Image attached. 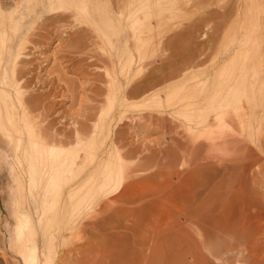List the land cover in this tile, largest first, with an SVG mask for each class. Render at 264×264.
I'll list each match as a JSON object with an SVG mask.
<instances>
[{
  "label": "bare ground",
  "instance_id": "bare-ground-1",
  "mask_svg": "<svg viewBox=\"0 0 264 264\" xmlns=\"http://www.w3.org/2000/svg\"><path fill=\"white\" fill-rule=\"evenodd\" d=\"M103 1L16 0L13 2L12 0L13 5L10 9H5L0 2V157H2L5 162L6 158H9V155L7 154H10L12 157V163L9 168V173L11 174L10 183L12 186L10 195V212L12 215L16 216V225L13 229V234H11L9 245L21 256L23 264H51L54 256L56 257V240L61 235V232H64L65 230L73 231L79 228L82 229L84 226L82 223L85 220H89L91 217L96 219L97 216L94 217L95 213H93V211L91 215L88 212L90 215L89 219L88 214L85 213L87 217L83 222H79V218L84 214L85 210L87 211L86 208L89 205L91 206V204H94L90 202L92 199L96 200L95 198L98 199L100 196H106L111 191L114 193V191H118L119 189L121 190L125 177H128L129 173L132 175V172H135L137 167H139V171H143V169H146L147 167L151 168L149 164L151 162L148 158L143 159L141 158L142 156H133L134 152L130 150L131 148H125V146H127L130 142L129 141L126 144L127 137L135 135L140 138L142 136V130L145 131L144 129H146V125H157L160 130L165 129L167 133H170L173 136L171 141L172 147L169 153L170 155L167 154L169 157L166 155L168 158H166V160L164 158L166 156L163 158L166 161L165 163H167L170 158L168 161L169 165L167 164L170 167V169L167 170V176H170L172 173L174 177V183L170 180V182L175 185L173 199L176 200V202L179 201V203L183 206L184 204H187V201L183 196L190 192H193V194H191L193 197L195 195H198L197 197H199L200 194L204 195L203 193L206 194L207 192L211 193L208 195L207 200H205L206 205L208 204L207 201L210 203H220L218 204L220 207L223 204L229 205V202L227 201L232 200L230 194L233 189L237 187L243 188V186L239 185L241 183L244 185V182H247L245 179H248V175H251L250 177L253 179H260L259 174L264 172V0H105V4L102 3ZM25 4L28 6L25 7ZM37 5L45 6V8H43L44 11L42 10V13L40 14L43 16V12H46L47 14H45L47 15V19L48 15L49 17H52V15H55L56 17L59 16L57 18L58 22V19L61 20L59 14L63 16L65 15L64 12H66L67 14L69 13V15H66L67 17L74 16L75 21L78 22H74V24H79L78 29L83 30V28H79L80 24L83 26H85L84 24H87V26L89 25L87 30L85 26V30L80 31L77 29V26H75L76 24L71 25V23H73L72 21L69 24L72 27L74 26V28L76 27V31L74 32L75 34L70 33L71 36L68 35V38L66 39L69 40L70 36L72 41L75 36H79V33L86 31L89 34L88 31L93 29L95 33L93 30L91 32L97 34L99 38L95 35V40H92V38H94V34L91 32V36H89L93 42L95 41V43L98 40L97 44L99 41L101 43V39H103V42L107 46L105 49L106 52H103L104 54H126V56H119L117 59L115 56V60L111 58V68L113 72H108V76L110 78L109 79L107 77L109 79L108 83V79L106 80L105 78L106 85H104L106 88L101 91V93L103 92L102 95L104 94L103 98H101V100L103 99L101 103H97L96 105L91 103L94 104V106L90 105V108L88 109L82 108V110H78L79 113L76 112L75 114L78 113L77 115L80 116V118L77 117L79 119H76V116H74L73 118H75V121H71L72 123H70V127H63L64 129L62 128V130L55 128L52 124L46 125L49 123L47 121V123H44L43 121V124L38 122V120H41L40 118H43L39 115H43V112L39 114L35 113V109L38 110L43 108L44 110L46 109V105H44V103H47L41 98V92L36 93L37 88L40 87V85L37 87L36 85L38 83L33 85L30 83L37 80L34 81L33 78H30L33 80L31 81L29 77L27 78V76L22 77L24 75H28L29 72L32 71V66L29 64L30 58L27 54L23 53L27 51L24 49L26 46V40H24L25 46L23 45V42L20 43L18 41L19 43H15L18 38L15 37L20 35L17 34L20 30L19 28L23 27L21 29L22 31H25L26 29V32H24V35L27 34L26 36L30 33L27 30L30 29V27L32 28V26H34L32 29L37 28L38 30L39 27L35 26L38 25L39 21L37 22L34 20L36 18L34 14L39 17V12L37 13V10L39 9H32L31 14V9L29 11H27L28 9L25 11L23 9L28 7L36 8L38 7ZM213 7H215V12L214 9H212ZM191 8H193V11H197V9L199 11L200 8H204L207 12H205L207 14L205 17L204 15L206 14L203 13V9L200 10V13L203 11V14H201L204 18L201 17V19L204 20V23H202V25L197 24L198 26H202V30L200 29L201 31L198 35H192L193 26H195L194 24L198 23V21H191L188 26H190L191 23H194L192 25L193 28L190 27L192 33L189 31L190 28L187 30L186 27H183L184 25L181 27L180 23L179 28L181 27L182 29L174 26L177 30H181V32H183L182 34L186 32L185 30H187V32L189 31L188 34H185V37L183 36L184 38L181 36L183 40L180 38V35H175L176 29L174 27L173 28L175 30H171L174 32V35H172L171 31V33H169V31L165 29V33L167 31L171 36L167 34L164 35V33H162L158 38L160 39L166 36V39L163 38L164 42L166 40L171 42L173 39L174 41L181 39V43L182 41L184 43L185 38L188 43L196 42L198 40L205 48V54H203L204 51H202L204 58L201 57V61H204V63L201 61L199 62L200 66V63H203L201 68L199 66L201 70L199 69L196 71L195 69V64H198V62L193 63V65H191L192 62H190L191 66L188 63H185L188 65V68L186 67V69L189 70L185 71L183 74L178 73L175 69V71L173 70V73L172 69H169V72L172 71L170 74L167 72L166 68H164L166 73L170 74V76L168 75L166 77V73H163L162 77L160 75L162 74L160 73V70L162 69L161 65L159 68L160 70L158 71L160 74L156 72L160 75V77H156L151 72L152 75L147 76L148 79H153H150L151 81H148V79L143 81L149 82L146 83L147 87H152V84L157 85L159 80L165 81V84L163 83L165 87H161L163 91L161 93V90L157 91L158 93H151L152 95H148V97L145 96L146 94L143 96L141 94L140 96L139 91L142 87H144L143 85L145 83L143 81L141 82L144 84L140 83L141 74L138 73L139 70H141V66H139L138 63L141 59L136 56V53L139 51L141 52V42H144L145 44H152L150 43L152 41L149 42L150 36L146 31L144 32L143 28H149L151 25L153 27L154 22L152 19H154L157 23L159 18H156L160 14L155 13L157 17L152 18L154 15L153 12L155 11L165 10L166 12V10H173V12L176 13L174 11L175 9H178V12H180ZM33 11H35V13ZM25 12H29L28 14L31 15V17L29 15L30 19L32 18V15H34L35 18L32 19L36 21L35 25L33 24L34 21L32 23V20L28 19L31 22L29 23L30 26L28 28V25L24 27V25L27 24V22L25 23ZM62 12L64 14H62ZM170 12L166 13L169 15ZM210 12H212L211 14H213V17L217 14V18H214L218 19V21H214V23L212 21V23L215 24L214 27H212L211 23L213 17L210 20L211 14L208 15ZM166 13H162L161 15L165 16ZM177 13L176 15L180 14ZM183 13L184 12H182V14ZM200 13L199 15H201ZM28 14L26 15L28 16ZM172 15L170 17H172ZM173 17L175 16L173 15ZM44 18L45 17H43V19ZM46 18L45 21L47 20ZM53 18L55 17L53 16L52 19L49 20L52 21ZM74 19L72 18L70 21ZM42 20L40 19V22ZM166 20L167 19H165V21ZM179 20L180 18L175 21L181 22ZM203 20L200 22H203ZM22 21H24V23H22ZM68 21L69 20L67 19V22ZM173 21H168L170 26ZM57 22L56 25L59 26ZM43 23L47 24L45 22ZM182 23L183 22H181V24ZM155 24L154 26L158 25ZM160 24L163 23L160 22ZM20 25L22 27H20ZM43 25L40 26V29H45V27L42 28ZM90 26L92 27L91 30ZM163 26L164 25L160 26V28H163ZM153 28L157 29V31L160 29H158V26L157 28ZM153 28L152 31H155ZM63 29L61 28L58 30L60 32V30ZM74 30L75 29H73V31ZM64 31L66 32V30ZM147 31L149 30L147 29ZM152 31V35L155 34V38H152L154 40L156 39L157 34ZM45 33L40 34V39L48 37L46 30ZM85 33H81L83 35L80 34L77 40V44H80L78 46L85 47L83 49L90 46L89 43H86L87 45H83L85 42L80 40L81 36L86 37L88 35L86 33L87 35L84 36ZM31 34L28 36L29 38ZM53 35L56 36L55 34ZM64 35L67 36V33ZM72 35L74 37H72ZM26 36L24 37L26 38ZM60 36L63 38V34H60ZM89 36L86 38L89 39ZM86 38H84L85 41L87 40ZM163 39H161L160 43H162ZM65 40L60 41V48L63 46L62 43ZM74 40L75 43L76 39ZM91 40L89 39L88 42H91ZM117 40L122 44L121 47H116L117 45L119 46V43L116 42ZM157 41L158 40L155 42L158 43ZM169 42L166 41L167 45H174L171 44L172 42ZM179 42L180 41H177V43ZM81 43H83V46ZM144 43L143 46L145 45ZM66 44L68 45L69 42ZM75 44L72 43L71 45L74 46ZM77 44L75 46H77ZM78 46V49L76 47H72L74 50L76 49V52L73 54L79 53L83 50H80L81 47ZM213 46L214 50L212 48ZM35 48L37 49V47H34V49ZM21 49L25 51L22 52ZM68 49H70V47ZM98 53L100 54V51H98ZM38 56L39 58H36L38 59V66L35 67L36 69H39L37 71L41 73L40 68L44 67V61L46 60L43 56ZM64 56L68 57L69 55ZM105 56L107 57V55ZM105 56L102 57L104 59L99 58L100 56L97 58L103 62L105 60ZM71 57L70 59H72ZM70 59H65L67 61L66 63L69 64L68 60ZM80 59H83V57ZM77 60V63H79V61L81 62V60ZM98 60L96 62H98ZM73 61L74 63H71L76 65L75 59ZM91 62L93 64V61ZM107 62H109V59L105 63ZM169 63L170 62L167 64L169 65ZM92 64H90V66ZM176 64L174 63L173 65L171 62V65L173 66ZM171 65L170 68H173ZM183 66L181 65L180 67L183 68ZM53 67L54 69L51 68L52 70L51 73L49 71V75L53 73V70L56 72L59 69H55V66ZM180 67H177V70H181ZM70 69L69 71H71ZM76 69H78L77 66ZM59 70L61 71V69ZM79 70L80 69H78V71ZM33 71L35 72L36 70L34 69ZM108 71H110V69ZM62 72L63 70L61 73H57L60 78V74L62 75ZM141 73H143V71ZM92 74L98 75L97 72ZM100 76L101 75H99V77ZM102 76L101 77L104 78L107 75L105 74V76ZM37 77L42 79L39 74ZM96 77L93 79H96ZM177 77L182 78V80L174 82L173 79ZM60 78L59 80H61ZM137 78H140L139 82H137ZM100 80L101 82H104L102 81L104 79ZM42 82L41 85L43 84ZM96 83L94 82V84ZM96 85L97 88H99V86H103L99 84ZM55 88L54 90H56ZM64 88V92L67 94L66 96L68 99H74L75 92H73L68 82H65ZM158 88L160 89V87ZM51 89L54 91L52 87ZM98 90L100 91V89ZM134 92H137V94L139 93L138 96H130L133 95ZM141 92L143 91L141 90ZM97 95L100 96L101 94L99 93ZM98 96L95 94V98H98ZM139 98L141 99V102H138L140 100ZM72 99L71 102L73 101ZM93 99H91V101ZM96 100L100 101V99ZM81 103L82 101L78 105ZM140 103H142L144 107L149 110L153 106L160 108V110L155 111L156 115L152 114V110H150V113L147 109L149 111L148 114L144 113L145 115H138L137 117L134 115L133 117L129 116L130 124L127 122L129 126L127 125L128 127H125L123 123L126 122L123 121V115L125 113L124 110H127L126 108L128 106L136 107L137 104V106H139ZM82 106L85 107V105ZM135 107L134 109L131 108L129 110L135 111L137 108ZM139 109H137V111L140 112ZM38 115L40 117L39 119ZM124 116H126V114ZM141 120H143L142 122L144 124H140ZM123 126L127 129H123ZM126 134L127 136H125ZM124 138L126 141H124ZM130 153H132L133 157ZM149 171H146V174ZM138 174H134L136 175L134 177L137 181V178L142 176L141 174L143 173L140 175ZM129 177L128 180L133 178V176L130 179ZM142 177H140L139 181L141 179V181H146V179H143L145 177ZM217 179L221 181L222 190L217 188L219 190V194H217L218 197L214 198L215 195H212L216 192V183H220L219 181L216 183L214 182ZM253 179H251V181ZM255 181L257 182V180ZM130 182L131 181H129V183ZM213 182L215 183V190H213L214 188L210 189V185ZM129 183L128 185H130ZM128 185L124 186V189H127V187L129 188ZM178 191L182 195H178ZM62 195V199L59 200ZM114 196H116L115 193ZM116 197L113 198L117 200ZM193 197H191L192 201L195 199H193ZM106 198H101L98 202H105L104 204L102 203V205H106L109 201L106 200ZM102 199L103 201H101ZM27 200L32 201L35 207L33 210L27 208ZM115 200H113V203H115ZM204 202L202 199V203ZM202 203L199 204L204 207ZM61 204L64 206L66 204L69 209H67V207L64 208L63 206L62 209L64 210L60 209L59 207H61ZM110 204L113 205L112 202H110ZM110 204L109 206H111ZM178 206L179 205H177V208ZM184 207L187 208L189 205ZM198 208L201 207H197V210ZM59 212H61L60 215L62 216L63 213L64 215H68L57 217L56 214H59ZM52 213L55 215L53 216ZM186 214L189 215V213ZM185 226L186 225H184V227ZM200 228L202 227L194 224L193 231L196 234L203 232Z\"/></svg>",
  "mask_w": 264,
  "mask_h": 264
},
{
  "label": "rangeland",
  "instance_id": "rangeland-1",
  "mask_svg": "<svg viewBox=\"0 0 264 264\" xmlns=\"http://www.w3.org/2000/svg\"><path fill=\"white\" fill-rule=\"evenodd\" d=\"M15 1L16 0H13V2H15ZM0 2L5 9H10L13 5L12 0H0ZM24 3H26V2H24ZM102 3L105 4V0ZM25 5H26L25 7L28 6L27 4H25ZM30 5L33 6L32 4H30ZM37 6L38 7H36V8L28 7V8H23V9H24V11L27 9H28L27 11H29L31 9L30 10V14H31L32 9L38 8L39 10H37V13L39 12L38 15L41 16L40 13H42L41 12L42 10L44 11L43 8H45V6H43V5H41V6L37 5ZM39 7H42V8H39ZM214 8L215 7H213L212 9H214ZM202 9L204 12L201 11V13L202 12L205 13L206 12L205 9L204 8H202ZM202 9L200 8L199 11H198V9H197V11L196 10L193 11V8H191V9L180 11V12H178L179 11L178 9H175L174 11L176 13L177 12L180 13V14L177 13L178 15H176V13H174L173 10H169V11L166 10L167 13L170 11L173 12V13L170 12L169 15L165 12V10L153 12L154 15L152 14L153 15L152 18L157 17V15L155 13L160 14V15L162 13L163 14L166 13V15H168V16H166V15L160 16L159 15L156 18V19L159 18V20H158L159 22L157 21V23L154 19H152L154 22L153 27L157 28V26H158V29H159L160 26L164 25L165 26V28L163 26L164 31H163V28L161 27L162 29L160 28L158 30L159 31V33H158L157 29L153 28L152 25L150 26L151 28L150 27L149 28H143L144 32L146 31L147 34L150 36L149 42L152 41V42H150L152 44L146 43L147 44L146 45L144 42H141V47H140L141 52L139 51L138 53H136L137 54L136 56L140 57V59H141V61L138 63L139 66H141L140 67L141 70H139V73H138V74H141L140 75V78H141L140 83L141 84L145 81V79H148L147 75L150 76L152 74H157L156 72H158L160 70L159 68L161 65H162L161 66L162 69L168 67L167 59L169 57V52H170V49L168 48V45L166 43V41L168 42V40H166L164 42L163 38L166 39V36L159 39L158 38L159 35L161 36V34L164 33V35L167 34V35L171 36L170 34H168L167 31H169V33L172 32L171 30L174 31L176 29V27H174V26H177V28H179V23H180L181 27H182V25H184L183 27L184 28L186 27L187 30H189V28L192 27V25L194 24V23L193 24L191 23V25L188 26V24L191 21L192 22L198 21V23L194 24L195 25V26H193L194 28L192 27L193 31L191 30V28L189 30L190 32L192 31L193 33H195V34H193L191 32L192 35H194V36L196 34L198 35V33H200V31L202 30V26H198L197 24L202 25V23H204V20L201 19V17L204 18V16L205 17L207 16V14H206L207 12L205 13L206 15L202 16L203 13L202 14L200 13V10H202ZM188 11H190V12H188ZM33 12L35 13V11H33ZM68 12H70V11H68ZM182 12H184V13L182 14ZM212 12H213V10H212ZM212 12H210L208 15H210ZM214 12H215V9H214ZM25 13L28 14L29 12L28 13L25 12ZM45 13L43 12V14H42L43 16H41V17L40 16L38 17L36 14H34L36 16V18L37 17L39 18V19L37 18L38 20L34 17V15H32V18L33 19L35 18L34 20H36L37 22L39 21L38 25L35 26V27H39V28H38V30H37V28H34L35 29L34 30V29H32L34 26L31 25L32 28L30 27V29H27L30 32L29 35L32 33L30 38L28 37L29 35L26 36L27 35L26 33H25L26 35H24V32H26V29H25V31L24 30L22 31L21 29L23 27L20 25V27H22V28H19V29L22 32L19 30V32L17 34H20L22 36L24 35V36H26V38L24 36L22 37V36L16 34L17 36L15 38H17V37L18 38L16 39L17 41L15 40L16 42L15 41L14 42L16 44L19 42L20 43L23 42L24 46L26 44L24 49L27 50L28 52L25 50H22V49H21V51L22 52L25 51L23 53L28 55V57L30 58L29 64H30V66H32V71H31L32 73L31 72H29V74L26 73L28 75H24L22 77L27 76V78L29 77V79L33 78L34 81L35 80L40 81V82L35 81V82H30V83H32V85L35 83L36 84L38 83L36 85L37 87H38V85H40V87H38V88L35 87V88H37L36 93L41 92L42 93L41 98L44 100V102H46L48 104L47 105L44 103V105H46L45 106L46 109H44V110H43V108L38 109V110L35 109V113L39 114V113L43 112L42 113L43 115L39 114L40 117L42 116L43 118H40L38 115V119L40 118L42 120V121L41 120L39 121L37 119L38 122H41V124H43V121H44V123L47 121L49 123L46 122L47 123L46 125L52 124L55 128L62 130L63 127H66V126L70 127V123H72L73 120L75 121V118L76 119L80 118V116L77 115L79 113L78 110H82V108L88 109V108H90L89 107L90 105L94 106V104L96 105L97 103H101V101L103 100V99L101 100V98H103V96H104V94L102 95L103 92L101 93V91L105 90L104 88H106L105 82L109 78L108 72H111V73L113 72V70L111 68L112 67V59L115 60L114 59L115 56L117 59L119 56L120 57H123L124 55L126 56V54H121V55H119V54H116V55L115 54L114 55L109 54L108 55V53L104 54L103 52L105 51L107 46L103 42V39H101V43L99 41L98 44H97L98 40L96 41V43H95V41L94 42L92 41L93 39L95 40V37H94L95 35L97 36V38H99V36L97 34H94L95 31L93 29L92 30L94 31V33L91 32L92 31L91 26H90L91 31H88L89 34L85 31L88 35L85 32H81V33H85L84 36L87 35L86 36L87 38L89 35L91 36L90 32L94 34L93 35L94 38H92V40H91V37L89 36V39L91 40V42H88L89 39H87L86 37L81 36L80 40L85 42V43L83 42L84 44L81 43V45L82 44L87 45L86 43L90 44V46H88V47L86 46L87 47L86 49H83V48H85L83 45H82L83 47H81V46H78L80 44H77L78 43L77 40H78L81 33H79V36L76 34L77 36H75V37L72 35V37H74V39H76L75 43L77 44V46L81 47L80 50L83 49V50H81V52L73 54L74 52H76V49L74 50L73 48H75V47L77 48V46H75L76 44L74 43L75 40L73 39L72 40L73 42H72L71 41L72 38L70 37L71 34L72 33L75 34L74 32L76 31V27L74 28V26L73 27L71 26V25L76 24V23L74 24V22H77V21H75L74 16L73 17L68 16L70 19H72V18L74 19V20L70 21V19L66 16V15H69V13L67 14L66 12H64L65 15H63V16L64 17L66 16V17L64 18L61 14H59L62 21L60 19H58V22H57V18L59 16L56 17L55 15H52V17L53 16L55 17V18H53V20L54 19L56 20V21L54 20L55 22L52 20L53 21L52 22L51 20H49V19H52V17H49V15H48V19H47L46 18L47 13L46 14ZM64 13L62 12V14H64ZM199 13L201 15H199ZM26 14H25L26 19L24 17V19L26 21L25 20L24 21H25V23L27 22V24H25V25L23 24V25H24V27H26V25H28L27 26V28H28L30 26L29 23H31L29 20H32V23L34 20L32 18L30 19V17H31L30 14H28V16ZM172 14L175 17H173ZM214 14H216V13H214ZM29 15H30V17H29ZM171 15L174 19L176 18L178 20L180 18L179 21L183 22L184 24L183 23L181 24V22L175 21L176 19L174 20L172 17H170ZM212 15L213 14L210 15L211 16L210 20L213 17ZM61 16L63 17V19ZM216 16H217V14H216ZM216 16H214V17H216ZM43 17H45L47 19L46 20L47 22L45 21V18L43 19ZM160 17H162V18H160ZM163 17L167 20L165 21V19ZM184 17L187 19H185ZM214 17L211 20V23H212V21H213V23H214V21H218V19H216L217 17L216 18H214ZM40 19L44 20V21L43 20L41 21L42 23L45 22L47 24L43 23L45 25L44 26L40 22ZM67 19L70 22L69 21L67 22ZM160 19H162V20H160ZM59 20H60V22H59ZM65 20H66V22H65ZM170 20L171 21L174 20L173 21L174 23L170 22L171 26L168 22ZM188 20H189V22H188ZM201 20H203V22H200ZM24 21H22V23H24ZM36 21H34V23H33L34 25L36 24ZM72 21H73V23H71ZM56 22L62 29L64 28L63 30H60V32L58 29H61V28L56 25ZM160 22L163 24H160ZM69 23H71V25ZM155 23L158 25H156ZM213 23H212V27H214V25H215ZM60 24H62V25H60ZM154 24L156 26H154ZM41 25H43L42 28L45 27V29H40ZM67 25H69V26H67ZM84 25L86 27L81 25V24L79 27L81 29L83 28V30L78 29L79 24H76L75 26H77L78 30L84 31L85 30L84 27L86 28V30L89 28V25L88 26H87V24H84ZM196 25L198 26L197 29H196V27H197ZM66 27H67V29H66ZM166 27L169 28L170 30L167 29ZM56 28H58V29H56ZM152 28L155 29V31L154 30L153 31L157 34V37L154 40L152 38H155V34H153L154 35V37H153V35L151 33ZM73 29H75V30L73 31ZM147 29L150 32L147 31ZM165 29L167 30L166 33H165ZM194 29H196V30H194ZM30 30H32V31H30ZM45 30L48 33L47 34L48 37L46 36L47 38L43 37L46 35ZM64 30H66V32ZM68 31H69V33H68ZM176 31H178V30L176 29L175 32ZM189 31H188V33H189ZM41 33H45V35H43L42 37H43V39H46L47 41L43 40L42 38L41 39L43 41L40 39ZM66 33H67V36L64 35ZM53 34H55L56 36H54ZM60 34L61 35L63 34V38H62V36H60ZM172 34H174V32H172ZM68 35H70L69 40L66 39V38H68ZM81 35H83V34H81ZM151 35H152V37H151ZM27 37H28V40H27ZM84 38L87 39L86 40L87 42L84 40ZM58 39H59V41H58ZM62 39L63 40L66 39L62 43V45L65 47H63L61 45L62 47L60 48V44H61L60 41H63ZM161 39H163L162 43H160ZM24 40H26L25 44H24ZM39 40H40V43H39ZM156 40H158L157 41L158 43L155 42ZM29 41H31V42H29ZM66 41L69 42L70 45L69 44L67 45ZM27 42L29 45L27 44ZM116 42H118V40ZM72 43L75 44L74 45L75 47L71 45ZM118 43H119V46L117 45ZM118 43L116 44L117 45L116 47H121L122 44L120 42H118ZM143 43L145 44L144 46H143ZM189 44L191 45V52L193 55H192V60L189 62H186V63H188L190 65V62H192L191 65H193V63L198 62V64H195L196 65L195 69L197 71L203 66L204 61H201L202 60L201 57H203L202 51H204L205 48H204L202 43L201 44L199 43L198 40L196 42H189ZM34 47H37V49L36 48L34 49ZM69 47H70V49H68ZM62 48H63V50H62ZM64 48H65V50H64ZM212 48L214 50V46ZM98 51H100V54L98 53ZM101 51H102V54H104V55L101 54ZM203 54H205V51L203 52ZM38 55L43 56V58L46 60V61H44V65H43L44 67H41L42 69L40 68L41 73H39L37 71L39 69H36V67H35V66H38V59H36V58H39ZM64 55H67V56L69 55V56L66 57ZM105 55H107V57ZM71 56H74L75 58L71 57ZM103 56H105V60L107 58L106 61H108V59H109L110 63L107 62L108 66H107V63H105L106 62L105 60H104L105 62L104 61L102 62L100 59L98 60V58H97V57L102 58ZM70 57L72 59H70ZM76 57H77V59L81 60V62L79 61V63H77L78 60L76 59ZM82 57H83V59H80ZM212 57H213V55H212ZM61 58H63V59H61ZM64 58L70 59V60H68L69 64L66 63L67 61ZM73 58L75 59V62L77 60L76 65L72 64V63H74ZM85 58H87V59H85ZM84 59H85V61H84ZM96 59L98 60V62H96L97 61ZM102 59H104V58H102ZM91 61H93V64ZM200 61L203 62V63H200L201 66L199 65ZM99 62H102V63H99ZM90 64H92L94 66H92V65L90 66ZM56 65L61 66V67H57ZM197 65H198V67H197ZM53 66H55V69L59 68V69H61V71L63 70L61 78L59 77L61 80H59V78H56V77H58L56 75L59 74V72H58V71H60L59 69L56 72L53 70V73L51 75H49L51 73V70H52L51 68L54 69ZM72 66H73V68H72ZM76 66L78 67V69H80L79 71H78V69H76ZM199 66H200V68H199ZM186 67L188 68L187 64H185L183 66V68H181V70L178 71V73L183 74L185 71H188L189 69H186ZM33 68L36 70L35 72L33 71L34 70ZM70 68H72V69H70ZM69 69L71 71H69ZM73 69L77 72H75ZM109 69H110V71H108ZM47 70H48L47 74L49 75V77L45 73V71H47ZM102 70L107 75L104 78H102L103 77L102 75L105 76V74L103 73ZM49 71H50V73H49ZM142 71H143V73H141ZM96 72L98 75L92 74V73H96ZM99 72H101V73H99ZM151 72H152V74H151ZM38 74L41 76L40 78H42V76L44 75L43 78L46 81H44L43 78L39 79V77H37ZM89 74H91V75H89ZM20 75H21V73H20ZM99 75H101L102 77L101 76L99 77ZM62 76H64V77H62ZM93 76L94 77L97 76L96 79L98 78L99 80L97 79L98 80L97 81L96 79H93L94 78ZM137 77H138V75H137ZM105 78H106V80H105ZM140 78H137L138 79L137 82H139ZM178 78H180V77L174 78L173 81L176 82V81L182 80V78H180V79H178ZM100 79H104V80H102L104 82H101ZM109 79L107 80V83H108ZM150 79L152 80L153 78H149L148 81H151ZM175 79H178V80H175ZM31 81H33V80H31ZM141 81H143V82H141ZM41 82L43 83L42 85H41ZM65 82H68V84H69V86H71L73 92H75L74 93V95H75L74 99L71 98L73 100L72 101L73 103L71 102V99H68V97L66 96L67 94L64 92ZM94 82L95 83L97 82L96 84L103 85L104 87L101 86L102 90H101V87L99 85H98L99 88H97V85L94 84ZM140 83H138V84H140ZM144 83H143L144 87H142V86H141L142 88L140 87L144 93L141 92V90H140L139 91L140 94L138 93L140 96H141V94H142V96L144 94H146L145 96L148 97V95L149 96L152 95L151 93H153V94L158 93L157 91H160V90H161L160 91V93H161L163 91L161 87H165V85H163V83L165 84V81H162V80L161 81L159 80L157 82V85L152 84V87H149V86L147 87L146 83H149V82H144ZM46 84L48 86L49 85H52V86L56 85L57 88H55L56 90L50 92L49 89L47 88ZM158 87H160V89ZM98 89H100V91ZM156 89H158V90H156ZM96 90H98V91H96ZM55 91H57V92H55ZM95 91L99 92L101 94L100 95L101 97L98 96L97 94H99V93H96ZM150 91H153V92H150ZM95 94H96V96H98V98H95ZM138 94H137V92H134V94L130 95V96L136 97V96H138ZM65 97H67V98H65ZM93 98H95V99H93ZM91 99L95 100L96 102L93 100L91 101ZM96 99H100V101H98ZM81 101H82V103L80 105H78ZM138 102H141V99ZM91 103H94V104H91ZM82 105H85V107ZM137 105H136L137 108L135 106H133V107L128 106L126 108L127 110H124V112H125L124 115L126 114V116H128V117H126L123 115V121H126V122H123L125 127H128L130 124L129 116L133 117V115H134L135 117H137L138 115H145L144 113L148 114L150 110L153 111L152 114L156 115L155 111L160 110V108H157L156 106H153L154 108L149 107L150 108V110H149L148 108L144 107V105L142 103L139 104L140 107ZM134 107L136 108L135 111L129 110L131 108L134 109ZM78 108H80V109H78ZM137 109H139L140 112L137 111ZM145 110H147V111H145ZM46 112H48V113H46ZM76 112H78V113L75 114ZM150 113H151V111H150ZM44 114H45V118H44ZM74 116H76V117L73 118ZM77 117H79V118H77ZM124 117H125V120H124ZM43 119H45V120H43ZM142 121L143 120H141V122L139 121L140 124L143 123ZM127 122H129V124H127ZM124 126H123V129H127V128H124ZM156 126L157 125H152V126L146 125V129H144L145 131L142 130V134H141L142 135L141 137L143 139L141 137L139 138L138 136H135V135H133V136L131 135L132 137L128 136L129 138L127 137L126 144L129 141H130L129 142L130 144L128 143V145L125 146V148L127 147V149H129L128 147L131 148L130 150H132L135 153V154L133 153V156L134 155L137 157L142 156L141 158H143V159L148 158L151 162V163H149L151 168L147 167L146 169H143V171H139V167H137L138 170L136 169L135 172H132V175H131V173H129V176H130V177L128 176L129 179L132 176H133V178L128 180V177L127 176L125 177V181L123 183V187L121 188V190L119 189L118 191H114V193L117 197L114 196V193L111 191L110 192L111 194L109 193L110 196L113 195L111 197L110 196L108 197V195H109L108 194V195L103 196V197L100 196V198H98V199L95 198L97 201L92 199V201H90V202H92L94 204L90 203L91 206L89 205L86 208L87 211L85 210L84 214L79 218L80 219L79 222H81V221L83 222L84 219L87 217V215L85 213L88 214V219H89V216L92 214L93 211H94L93 213H95V214L97 213L96 215L94 214V217L97 216L96 219L91 217L92 219L90 218L89 220H85L82 223V225H84L82 227V229L79 228V229L73 230V231H70V230L66 231L65 230L64 232H61V235L57 239L58 241L56 240V247H55L56 257L54 256L53 262H51V264H264V172L262 174H259L260 179H253L250 177L251 175H248V179L247 178L245 179V181L247 180V182H244V185L242 183L239 185V186H243V188L237 187V188L233 189L231 194H230V196L232 197V200L227 201V202H229V205L223 204L220 207V206H218V204H220V203H216V202L210 203L208 201H207V203L209 205L208 204L206 205L205 200H207L208 195L211 193L207 192L206 193L207 195L205 193H203L204 195L200 194L199 197H197L198 195L194 194L195 196L193 197L191 195V194H193V192H190V193L183 196L184 199L187 201V204H184V206L189 205V207L186 208L182 204H180L179 201L176 202V200L173 199L174 188H175V185H173L174 177H173L172 173L170 174V176L169 175L167 176V170L170 169V167L168 166L169 165L168 161L170 160V158L167 161V163H165L166 162L165 160H166L167 156L170 155L169 153H170V149L172 147L171 141L173 139V136H172V134L167 133L165 131V129L160 130L159 126H157V127ZM125 136H127V134ZM125 138H124V141H126ZM136 151H137V153H136ZM130 154L132 156V153H130ZM7 155H9V158H6V162L2 159V157H0V264H23L21 256L16 252L15 249H13L9 245V240H10L11 234H13V229L16 225V216L12 215L10 212V209H11L10 195H11V191H12V186L10 183L11 174L9 173V168H10L11 163H12V157L10 154H7ZM164 156H166V157H164ZM163 157L165 158V160ZM153 162H154V164H153ZM153 168H155V169H153ZM147 169H149V170L151 169V170L149 171ZM146 171H149V172H147V174H146ZM141 173H143V174H141ZM169 173H170V170H169ZM134 174H136V175L141 174L142 176L144 175L143 177H145V178H143L142 176H139V177L137 176L138 177L137 179L139 181L140 177H142L143 179H146V181H141L142 180L141 179L138 182L135 179L134 176H136V175H134ZM257 176H255V177H257ZM218 179L214 182L216 183L217 181H219ZM251 179H253V180L251 181ZM170 180H171V182L173 181V183H171ZM255 180H257V182ZM129 181H131V182L129 183ZM214 182L210 185V189L214 188L213 190H215V186H214L215 183ZM219 182L220 183H218V182L216 183V190H215L216 192L213 191V192H215L212 195V196L215 195L214 198L218 197L217 194H219V190L217 188L222 190L221 181H219ZM251 182L252 183L256 182V183L252 184ZM128 183L130 185H128ZM169 184H170V186H169ZM127 185L129 186V188L127 187V189H124V186H127ZM212 185H213V187H212ZM172 189H173V191H172ZM179 194H181V193L178 191V195ZM62 197H63V195L59 198V200H61ZM104 197L105 198L108 197V198H106V200H109L108 204H106V205H102L103 202H98V201H100L101 198L105 199ZM113 197H116L117 200H115V198H113ZM191 197H193V199L195 198L194 201H192ZM181 198H179V199H181ZM204 198H206V199H204ZM103 199L101 201H103ZM202 199H203V202L205 201L204 202L205 204L202 203ZM93 200H94V202H93ZM113 200H115L114 201L115 203H113ZM27 201H28L27 208L30 210H33L35 207H34L32 201H30V200H27ZM95 202H97V203H95ZM110 202H112L113 205H111ZM190 202H192V203H190ZM199 203H202L204 207H202L201 204H199ZM109 204L111 206H109ZM190 204H191V207H190ZM175 205H176V207H175ZM177 205H179L178 208L180 210L177 208ZM198 205H200V206H198ZM62 206L64 208L67 207V209H69L68 206H66V204H65V206L63 204H61V207H59V208L62 209ZM197 207H201L203 209L198 208V210H197ZM62 210H64V209H62ZM190 210H191V213H190ZM88 212L90 213V215ZM98 212H99V215H98ZM186 213H189V215ZM60 214H61V212H59V214H56V216L57 217L58 216L63 217L66 215V214L64 215V213H63V216ZM175 214H177L178 216ZM192 214H193V216H192ZM201 214L203 217L201 216ZM52 215H53V213H52ZM52 215H50V216H52ZM181 217H182V220H181ZM194 224H196L199 227H202L200 229L203 232L196 234L193 231ZM184 225H186V226L184 227ZM181 226H183L184 228ZM187 226H189V227H187ZM207 227H208V229H207Z\"/></svg>",
  "mask_w": 264,
  "mask_h": 264
},
{
  "label": "crops",
  "instance_id": "crops-1",
  "mask_svg": "<svg viewBox=\"0 0 264 264\" xmlns=\"http://www.w3.org/2000/svg\"><path fill=\"white\" fill-rule=\"evenodd\" d=\"M186 31V30H185ZM181 30H178V32L176 31L175 32V35H180V38H181V36H182V38H184L185 37V34H188V32L186 31V32H184V34H182L183 32H181ZM179 33V34H178ZM172 35H174V34H172ZM184 36V37H183ZM177 37V36H176ZM177 38H179V37H177ZM181 38V39H182ZM181 39L180 40H175L174 41V39H173V41H174V43H173V41H171V42H169V43H171V44H174V45H168V48L170 49V52H169V57H168V59H167V62H170L169 63V65H168V67L166 68V70H167V72L168 73H170L171 74V72L175 69L176 71H179V70H177L178 68L177 67H180L181 65L183 66L186 62H189V61H191L192 60V52H191V45L188 43V44H186L187 42H186V38L184 39V43H183V41H182V43H181ZM183 40V39H182ZM177 41H180L179 43H177ZM175 42H176V44H175ZM186 42V43H185ZM170 60H172V61H170ZM175 62H174V61ZM178 61V62H177ZM171 62H172V64L174 65V63L177 65H175V66H173V65H171ZM180 62H182V63H180ZM179 63V64H178ZM170 65L173 67V68H170ZM174 67H176V68H174ZM180 68H182V67H180ZM171 70L172 69V71H168V70ZM163 71H165L164 69H162ZM161 70V71H162ZM174 70V71H175ZM48 71V70H47ZM47 71H45V73L47 74L48 72ZM160 71V73H162V74H160L161 76L163 75V73H166V71L165 72H161ZM174 71H173V73H174ZM58 72H60L61 73V71H58ZM168 73H166V77L169 75L170 76V74H168ZM159 74H153V75H155L156 77H160V75ZM56 76H58V75H56ZM60 76H61V74H60ZM59 77V76H58ZM163 77V76H162ZM165 77V76H164ZM57 78V77H56ZM48 83V82H47ZM50 87V88H49ZM51 87L53 88V90H54V88L56 87V85L55 86H52V85H47V88H49V91H52V89H51ZM57 88V87H56ZM51 89V90H50Z\"/></svg>",
  "mask_w": 264,
  "mask_h": 264
}]
</instances>
